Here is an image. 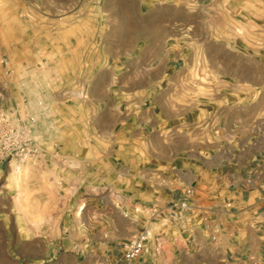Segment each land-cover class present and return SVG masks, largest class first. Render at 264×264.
Here are the masks:
<instances>
[{
    "label": "rangeland",
    "instance_id": "374dc122",
    "mask_svg": "<svg viewBox=\"0 0 264 264\" xmlns=\"http://www.w3.org/2000/svg\"><path fill=\"white\" fill-rule=\"evenodd\" d=\"M254 157L264 0H0V264H264Z\"/></svg>",
    "mask_w": 264,
    "mask_h": 264
},
{
    "label": "crops",
    "instance_id": "0c3cea01",
    "mask_svg": "<svg viewBox=\"0 0 264 264\" xmlns=\"http://www.w3.org/2000/svg\"><path fill=\"white\" fill-rule=\"evenodd\" d=\"M261 166V163L259 161L257 162V158L254 157L252 163H250L249 169H247L245 173H240V175H238L236 181L232 182L230 185V188L233 190H229L228 195L226 194L225 196V199H228V201L233 199L232 203L235 204L233 207L229 208L230 212L252 215L256 222L259 223H256V226L261 225V221L264 220V168L262 169ZM230 196H234V198ZM212 218L217 221L218 215L214 214ZM204 226H206V223H204ZM228 226H230L229 223L220 222L217 232L223 231L227 234ZM215 239L216 237L212 233L206 236L207 243ZM226 239L228 240L224 243L228 244L229 238ZM234 240L235 239H232V242L239 243V241L235 242ZM225 248L226 259L229 260L231 256L229 253L230 247L226 246Z\"/></svg>",
    "mask_w": 264,
    "mask_h": 264
},
{
    "label": "built area",
    "instance_id": "2783aa9c",
    "mask_svg": "<svg viewBox=\"0 0 264 264\" xmlns=\"http://www.w3.org/2000/svg\"><path fill=\"white\" fill-rule=\"evenodd\" d=\"M192 191L188 189L187 194H190ZM192 205L190 204L189 199H181L173 204L175 211L190 210ZM150 231H147L144 235H141L134 240L128 242L125 245V250L123 258L127 264H131L136 258L142 256L146 252L147 239L149 238Z\"/></svg>",
    "mask_w": 264,
    "mask_h": 264
},
{
    "label": "bare ground",
    "instance_id": "6f19581e",
    "mask_svg": "<svg viewBox=\"0 0 264 264\" xmlns=\"http://www.w3.org/2000/svg\"><path fill=\"white\" fill-rule=\"evenodd\" d=\"M83 207V206H82ZM80 209H82V208H80ZM81 211V210H80ZM228 239H226L225 241H227ZM133 262V261H132Z\"/></svg>",
    "mask_w": 264,
    "mask_h": 264
}]
</instances>
